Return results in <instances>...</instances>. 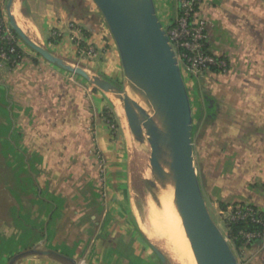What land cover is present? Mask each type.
Instances as JSON below:
<instances>
[{"label": "crops", "instance_id": "0c3cea01", "mask_svg": "<svg viewBox=\"0 0 264 264\" xmlns=\"http://www.w3.org/2000/svg\"><path fill=\"white\" fill-rule=\"evenodd\" d=\"M8 1L0 0L7 22ZM153 1L161 24L171 26L179 14L178 0ZM9 12L33 43L66 65L82 61L87 46H102L112 73L119 72L114 41L90 0H13ZM198 14L208 25V51L226 60L232 75L222 78L215 98L219 118L230 117L232 128H220L215 135L233 139V161L225 174V159L220 160L208 189L217 195L222 212L237 203L263 210L264 0H200ZM20 50L16 67L0 61V104L5 108L0 122L11 126L7 133L15 139L13 149L29 166L32 187L27 193L35 186L36 197L22 194L20 211L13 205L5 210L0 264H155L141 256L146 248L144 255L151 254L153 245L132 225L133 182L125 150L134 140L120 130L113 136L110 127L117 123L107 93L46 62L24 43ZM79 68L99 78L88 67ZM97 153L106 165L104 184ZM18 217L35 219L23 228ZM240 260L264 264V241L247 247Z\"/></svg>", "mask_w": 264, "mask_h": 264}, {"label": "water", "instance_id": "95a60500", "mask_svg": "<svg viewBox=\"0 0 264 264\" xmlns=\"http://www.w3.org/2000/svg\"><path fill=\"white\" fill-rule=\"evenodd\" d=\"M12 1L7 4L8 23L17 37L46 62L86 79L103 92H114L133 139L144 143L141 115L126 92L103 79L88 76L79 67L66 65L33 43L10 15ZM91 1L114 41L125 78L153 109L169 153V187L163 182V168L158 155L151 157V179L146 184L152 189V196L155 198L160 190L170 196L196 264H239L232 246L212 219L201 191L194 166L190 100L174 51L156 15L154 1ZM152 250L161 262H165L164 256L153 246Z\"/></svg>", "mask_w": 264, "mask_h": 264}, {"label": "rangeland", "instance_id": "374dc122", "mask_svg": "<svg viewBox=\"0 0 264 264\" xmlns=\"http://www.w3.org/2000/svg\"><path fill=\"white\" fill-rule=\"evenodd\" d=\"M93 6L96 8L94 3ZM96 10L98 11L97 8ZM158 16L159 18H161L160 11H158ZM163 27L167 28V26ZM18 39L19 45H21V43L23 42L20 40V38ZM84 50H87V56H85V58H82V61H78L77 64H74L71 67H88V69L91 70L90 74H92V72L95 74L92 76H98L102 79L104 78L103 80L115 85L119 89L124 90L126 92V95H128L127 90L135 92L148 111L149 118H151L149 119V125L150 129L153 130V133L148 134L146 132L148 128L145 127H147L148 123L145 122V120L143 121V118L141 117V122L145 134V142L141 144L136 142L129 131L126 117L119 100L116 99L117 97L114 95V92H106V95L108 97L107 99L110 102V107L115 115L114 117L117 123V126L115 123H113L110 127L112 129L111 131L113 132V136L120 131H124L129 139L134 140H130L131 146L127 150H125L127 151L126 155L128 156L127 158L131 171V179L133 182L132 197L134 200L132 202V209L134 211V217L132 219V225H135L136 227H140V229H142L141 227L148 226L151 221H156L157 218L153 219V215H151L150 213L152 209L157 210L160 213L161 217H163V219L166 217L167 221V225L163 228V230L152 229L154 233H156L157 242L155 240V242L150 241L153 247L164 256L165 262H161L157 257H154V254L152 253L153 251H151V254H147V256L144 255V252L147 251V248L140 251L141 256L144 258L150 257L153 261L155 259V264H193L176 209L175 214L173 215L174 217L170 215V218L172 219V225H170L171 228L167 227L170 224L168 222H170L171 220L170 218H168L169 214L171 213L170 209L175 208L174 205L171 204L172 202L170 196L165 191L160 190L156 192V197L154 198L151 193L152 189L146 184V181L151 179V157L153 154H157L161 163L163 162V182L167 187L170 186L168 173L169 170L167 167L169 162V153L164 144L163 136L159 131V123L155 117L153 109L150 107L147 100L141 95V93L133 86V84L125 78L121 65H118L119 72H117V74L112 73L113 67L109 63L110 58H108L102 46L98 48L94 46H87V49ZM94 51L99 53H97L96 57H94ZM226 63V69L220 72L208 70L197 73L195 75L187 71L185 68H182L181 74L188 91L192 110V143L194 152V166L196 169L198 180L200 182V186L202 187L206 205L212 219L220 228L224 236L228 238L229 229L226 224L228 208L240 203L230 205L227 209H225V211L222 212L219 202L215 200V197H217V195L209 190V183L212 182L213 175L219 170L218 164L225 159V167L223 168V173L228 174L229 164L233 161V156L229 152L232 147L230 141H232L233 139L229 137H218L215 135L216 130H220V128L223 130H229L232 128L230 117L219 118L220 107L215 100V98L218 97V87L222 78L232 76L229 75L230 64L227 61ZM128 96H130V94ZM112 100L116 101L113 102ZM4 109V106L0 104L1 116L5 114ZM121 110L123 112H121ZM152 126H154L155 128H152ZM9 127L11 126L10 124H8V122H0V222H2V225L6 219L5 210L7 208L9 209L11 205H13L11 207H13L15 211L16 209L18 210V207L23 203V201H21L20 199V195L25 194V197H27V190L32 187L30 183L31 181H29V178L31 176L26 171L29 167L28 165H26L28 162L24 166L23 158L16 154L14 150L16 149L14 148V146L16 147V145L14 144L15 139L14 137H9L7 133V130L10 129ZM149 138L151 139L149 140ZM27 160L28 159H26L25 161ZM22 188L25 190H21ZM6 197L7 200L5 202L4 199H6ZM10 197H15V202L13 200L11 202ZM28 197H36L35 186L34 190H32V193L30 195L28 194ZM149 205L153 206H151L152 209ZM20 210L21 207H19V211ZM167 213L169 214L167 215ZM20 218L18 217L16 221ZM34 219L35 218H21V220L24 222V224L22 225L23 228L31 227V222L34 221ZM164 229L166 231H164ZM168 231L169 233L167 234ZM162 235L163 238H161ZM246 248V245H243L239 250H237L233 244L232 249L234 250L236 257L239 260V264H242L240 258Z\"/></svg>", "mask_w": 264, "mask_h": 264}, {"label": "built area", "instance_id": "2783aa9c", "mask_svg": "<svg viewBox=\"0 0 264 264\" xmlns=\"http://www.w3.org/2000/svg\"><path fill=\"white\" fill-rule=\"evenodd\" d=\"M200 0H178V17L175 22L164 28L169 43L174 51L180 71L182 68L193 74L208 70L224 71L227 63L220 57L210 54L207 49V22L199 17ZM6 47V49L4 48ZM22 58L19 39L0 11V61L10 67H16ZM98 167L99 182L104 184L106 165L104 158L95 155ZM226 224L230 226L243 224L234 236L244 245L264 241V209H258L248 204H238L228 208ZM252 225L247 228L245 225ZM233 247V238L226 237Z\"/></svg>", "mask_w": 264, "mask_h": 264}, {"label": "bare ground", "instance_id": "6f19581e", "mask_svg": "<svg viewBox=\"0 0 264 264\" xmlns=\"http://www.w3.org/2000/svg\"><path fill=\"white\" fill-rule=\"evenodd\" d=\"M19 21L21 22V20L19 19ZM24 21V20H23ZM22 23V22H21ZM18 24H19V22H18ZM20 25V24H19ZM23 26V25H22ZM21 27V26H20ZM24 32H25V34L27 35H29L30 33L28 32V31H26L25 29L23 30ZM33 34V33H32ZM32 36V35H31ZM127 93H128V95L130 94V96H128V98L130 99V101L132 102V104L134 105V107L136 108V110L140 113V115H141V117L143 118V121L145 120V122H147L148 124H147V127H145V128H148L147 130H146V132L148 133V134H152L153 133V130H151L150 129V125H149V119H151V118H149V115H148V111L146 110V108H145V106H144V104H143V102L140 100V98H139V96L135 93V92H133V91H131V90H127ZM112 95H113V93H112ZM115 95V94H114ZM111 97V96H110ZM113 97V96H112ZM116 99H118V98H116ZM111 100V99H110ZM113 101V100H112ZM114 101H116V100H114ZM113 101V102H114ZM120 107V106H119ZM122 107V106H121ZM151 107V106H150ZM122 109V108H121ZM117 111V110H116ZM121 112H123L122 110H121ZM144 123V122H143ZM152 125V124H151ZM145 126V125H144ZM156 126V125H155ZM152 128H155L154 126H152ZM158 131V130H157ZM156 132V131H155ZM147 134V135H148ZM158 135V134H157ZM153 138V137H152ZM151 138H149V140H150ZM153 141V140H152ZM157 141V140H156ZM161 143V142H160ZM149 144H150V142H149ZM160 147V146H159ZM163 152V151H162ZM164 161V160H163ZM166 162V161H165ZM163 163V162H162ZM166 166H167V164H166ZM168 167V166H167ZM166 167V168H167ZM150 201V200H149ZM167 202V201H166ZM152 203V202H151ZM167 204V203H166ZM172 204V203H171ZM153 205V204H152ZM151 205V206H152ZM150 206V205H149ZM151 206H150V208H151ZM170 206V205H169ZM153 207V206H152ZM171 207H173V206H171ZM170 207V208H171ZM169 208V209H170ZM152 209V208H151ZM166 209V208H165ZM170 211H171V213L169 214V213H167V215L169 214V217L168 218H170V215L172 216V217H174L173 215L175 214V208H173V209H170ZM150 213H151V215H153V219L154 218H157V220L156 221H151L150 223H149V225L148 226H143V227H141L142 229H141V231H142V233L144 234V236L149 240V241H156L157 239H156V233H154V231L152 230V229H162L163 230V228L164 227H166V225H167V221H166V217L163 219V217H161V215H160V213L157 211V210H155V209H152L151 211H150ZM178 215V214H177ZM178 218H179V216H178ZM171 219V218H170ZM170 219H168V220H170ZM179 221H180V219H179ZM172 219L170 220V222H168V223H170L169 224V226H167L168 228H171L170 227V225H172ZM180 224H181V222H180ZM181 227H182V225H181ZM182 229H183V227H182ZM164 231H166L165 229H164ZM163 231V232H164ZM158 232H160V231H158ZM183 232H184V229H183ZM165 233V232H164ZM169 233V231L167 232V234ZM161 234H163V233H161ZM184 235H185V232H184ZM161 238H163V235H162V237ZM185 239H186V241H187V245H188V248H189V251H190V254H191V258H192V261H193V264H196V262H195V259H194V256H193V253H192V251H191V248H190V245H189V243H188V240H187V238H186V235H185ZM154 241V242H155ZM157 242V241H156Z\"/></svg>", "mask_w": 264, "mask_h": 264}, {"label": "trees", "instance_id": "16d2710c", "mask_svg": "<svg viewBox=\"0 0 264 264\" xmlns=\"http://www.w3.org/2000/svg\"><path fill=\"white\" fill-rule=\"evenodd\" d=\"M4 48L6 49V47L4 46ZM213 71V70H212ZM221 206V205H220ZM224 206H222V208H223ZM247 228H252V225H248V224H246L245 225ZM242 227H244V225L243 224H237V225H235V224H233V225H231L230 226V230H229V237L231 238H233V244H234V246L236 247V249L237 250H239L244 244L241 242V241H239L238 239H234V236H235V233L240 229V228H242ZM252 244H254V243H251V244H247L246 245V247H249L250 245H252Z\"/></svg>", "mask_w": 264, "mask_h": 264}]
</instances>
